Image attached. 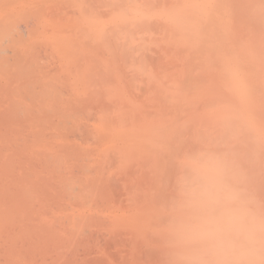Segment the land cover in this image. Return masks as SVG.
<instances>
[{
    "label": "rangeland",
    "instance_id": "1",
    "mask_svg": "<svg viewBox=\"0 0 264 264\" xmlns=\"http://www.w3.org/2000/svg\"><path fill=\"white\" fill-rule=\"evenodd\" d=\"M0 19V264L197 256L176 236L197 160L238 147L264 176V0H0Z\"/></svg>",
    "mask_w": 264,
    "mask_h": 264
},
{
    "label": "bare ground",
    "instance_id": "2",
    "mask_svg": "<svg viewBox=\"0 0 264 264\" xmlns=\"http://www.w3.org/2000/svg\"><path fill=\"white\" fill-rule=\"evenodd\" d=\"M0 20L2 21V19ZM11 23L12 21L10 22V24ZM12 25L14 27L15 24L12 23ZM16 26L19 27V25ZM245 148L247 149V147ZM239 149L238 147L236 149L234 148L233 151H231L230 153L227 152V154H221V150L220 152H217L216 155H211V152H208L197 160V164L202 163V166L200 168L195 167L188 171L190 172V174L186 177L183 188L186 189L185 187L189 185V182L192 183V186L195 185L197 190H195V194H190V198L192 197L191 199L194 200L193 198L196 197L195 199L197 202L194 203L195 205H193L192 207L193 210H189L190 206L189 208L184 207L183 209H186L187 212L183 209H180L179 214L181 213L182 215H179L178 213L176 214V219L179 218L182 220L179 222L178 226L181 234L178 233L176 236L178 237V235H181L180 238H182L183 236V239L185 237L188 243V246L186 244L185 246L187 247V249L189 247L190 250H193V252H195L197 256L195 255L187 257L175 263L173 261V264H186L187 262L191 264H264V221H262L260 218L262 216L264 217V213L263 215H261V213L264 212V204H261L263 203V199H254L255 194L253 191H251L252 189H256L257 191H255L258 194L260 192L262 194V196H259H264L262 192L264 191V189L262 190L261 188H264V185H257L260 181L263 182L264 176L262 173L261 175H259V173H253L252 171L254 168L256 170V166L253 168L250 163L254 162L253 159L257 155L252 153V156H250V152L248 153V151L244 149L247 155H249L250 157L248 158L246 154L244 155L245 151L242 150V154L244 155L243 156L240 154L242 148ZM236 150L239 151V154L236 153ZM258 150L259 149L257 147L256 151ZM243 162L247 163L248 166L243 164ZM263 162L264 161L261 162L260 160L259 163L261 164L258 163L260 166L256 163L254 164L257 165V169L259 166L262 167L259 169H262L264 171V164H262ZM240 173L243 174V178L245 177V180L243 179L241 181L239 175ZM257 176L259 177L255 179L256 181H254V177L256 178ZM259 178L261 180L256 183ZM253 185L256 188H254ZM251 186L252 188H250ZM258 186L261 188L259 189V191ZM246 188L251 191L250 194L246 193L245 191L243 194L242 192L238 193L239 190L241 191ZM235 193H237V195L239 194L240 197H238L239 195H235ZM245 193L248 195H245ZM170 196H172V193H170ZM236 196L238 197L237 200ZM168 198H170L169 194ZM186 198L189 197L186 196ZM187 200L188 199H185V201ZM188 211H190L191 213H189ZM182 212L186 213L183 215ZM186 215H190L192 219L189 216L185 217ZM181 216L183 217L180 218ZM181 223H184V225H186V228L183 229V227L185 226H181ZM188 223L191 224L189 228L187 225ZM178 227L175 226L172 228H174V230H178ZM187 229L190 230L188 231ZM176 232L173 233L176 234ZM174 234H172V240L176 238L174 237ZM209 235H212L216 238V243L211 248L208 246L207 242V238ZM237 236H240L242 238L243 243H237L234 241V238ZM170 238L168 239L171 240ZM184 241L185 240H183V242ZM161 247L163 248V244H161ZM184 249L185 248H183V250ZM172 250L175 249L172 248ZM178 251L179 249L177 250V252ZM185 251H179V253L176 252V255L174 252H171L175 255L174 258H177L176 256L178 254V259H180L179 254H182ZM155 252L157 251H154V253ZM187 252H185V254ZM7 254L5 252V255ZM156 254L158 255L159 253ZM161 256L163 257V255ZM4 257L6 256H3L2 258H0V260ZM8 259L11 260L10 258ZM8 259L5 262L8 263Z\"/></svg>",
    "mask_w": 264,
    "mask_h": 264
},
{
    "label": "clouds",
    "instance_id": "3",
    "mask_svg": "<svg viewBox=\"0 0 264 264\" xmlns=\"http://www.w3.org/2000/svg\"><path fill=\"white\" fill-rule=\"evenodd\" d=\"M234 241L237 243H243V240L240 236H237L234 238ZM208 246L211 248L215 245L216 243V238L212 235H209L207 238Z\"/></svg>",
    "mask_w": 264,
    "mask_h": 264
}]
</instances>
